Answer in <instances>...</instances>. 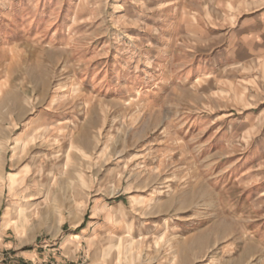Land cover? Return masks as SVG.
<instances>
[{
  "label": "rangeland",
  "instance_id": "1",
  "mask_svg": "<svg viewBox=\"0 0 264 264\" xmlns=\"http://www.w3.org/2000/svg\"><path fill=\"white\" fill-rule=\"evenodd\" d=\"M0 193V264H264V0H0Z\"/></svg>",
  "mask_w": 264,
  "mask_h": 264
},
{
  "label": "bare ground",
  "instance_id": "2",
  "mask_svg": "<svg viewBox=\"0 0 264 264\" xmlns=\"http://www.w3.org/2000/svg\"><path fill=\"white\" fill-rule=\"evenodd\" d=\"M7 178L9 180L8 181L9 182V185H8L9 190H11L14 194H17L19 192V189H17L18 183L16 182L15 178L12 175H9ZM0 194H2V193H0ZM25 214H26L25 209L20 208L19 217L23 218L25 216Z\"/></svg>",
  "mask_w": 264,
  "mask_h": 264
}]
</instances>
